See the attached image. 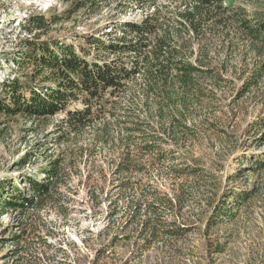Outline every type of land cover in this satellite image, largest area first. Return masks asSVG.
<instances>
[{"label": "trees", "instance_id": "obj_1", "mask_svg": "<svg viewBox=\"0 0 264 264\" xmlns=\"http://www.w3.org/2000/svg\"><path fill=\"white\" fill-rule=\"evenodd\" d=\"M135 1L155 11L141 23L124 24L119 38L83 36L91 48L110 56L87 60L74 44L28 40L26 58L36 69L31 79L40 78L49 85L5 83L6 99L11 102L0 100V114L54 119V142L71 150L70 157L51 161L41 174L23 178L9 195L0 185L2 213L14 210L23 215L33 209L35 216L34 230L30 227L13 236L14 250L1 264L67 263L68 250L48 241L51 234L45 233L48 225L41 215L55 211L66 216L69 209H77L67 202H75L70 193H78L71 186L78 161L86 159L89 166L101 151L115 160L110 178L103 166H89L82 203L92 216L107 200L109 217L124 204L119 232L128 234L134 227L135 253L140 256L157 239L185 237L190 226L160 219L158 208L164 198L154 196L150 202L143 189L139 195H130L137 190L134 178L165 166L176 181L188 183L200 176L201 168L188 165L176 153L197 137L189 116L196 106L210 103L209 98L213 101L222 93L232 104L250 99L264 108V13L259 15L256 9L250 14L248 8L235 7L228 0H178L173 18L162 16L155 0ZM256 124L263 127L264 119ZM249 159L248 171L262 176L264 152ZM20 183L27 188H19ZM117 188L120 194L113 198ZM185 193L182 188L167 195L178 212L187 201ZM251 193L232 188L217 201L209 199L208 228L234 220L238 204L247 202ZM129 235L115 236L112 244L132 239Z\"/></svg>", "mask_w": 264, "mask_h": 264}, {"label": "rangeland", "instance_id": "obj_2", "mask_svg": "<svg viewBox=\"0 0 264 264\" xmlns=\"http://www.w3.org/2000/svg\"><path fill=\"white\" fill-rule=\"evenodd\" d=\"M228 1L235 7L248 8L250 14L256 9L260 10L259 15L264 13V0ZM155 2L159 3L162 16L174 18L178 0ZM147 6L135 0H100L99 3L97 0L93 3L91 0H0V100L11 102L5 95L4 85L8 80H17L23 85H49L40 78L31 79L36 69L26 58L30 51L26 46L28 40L74 44L78 54L87 60L102 59L110 55L91 48L84 37L119 38L124 24L141 23L155 11ZM208 100L210 103L196 106L189 116L197 137H192L184 148L178 146L181 151L176 153L188 165L201 168L200 176L191 177L185 183L184 179L174 180L167 166L155 168L144 176H136L133 182L137 190L130 191L131 196H136L143 189L150 202L154 196L164 198L158 208L160 219L167 224L175 221L190 226L188 234L178 240L157 239L140 256L135 253L138 239L134 227L128 234L119 232L124 222L121 219L124 204L120 205L117 215L109 217L107 200L93 217L91 209L82 203L87 193L85 181L89 166L91 163L103 166L110 178L115 160L101 151L89 161V166L86 159L78 161L71 182L72 189L78 193H70L75 202H67L77 209H69L66 216L55 211L41 215L48 225L45 233L51 234L48 241L55 245L61 243L68 250L65 264H264V172L259 177L248 171L249 158L264 152V126L253 125L264 119V108L250 99L232 104L222 93L215 100ZM53 121L34 120L22 113L0 114V185L5 187L7 195L16 191L23 178L41 174L51 161L70 155L71 149L54 142ZM93 175L92 181L96 184L98 173ZM20 184L19 188H27L24 183ZM182 188L187 201L178 212L168 203L167 195ZM232 188L252 192V196L238 204L234 220L209 229L208 217L212 214L209 199L217 201ZM112 194L113 198L119 195V188ZM228 203H233V199ZM34 217L33 209L22 215L14 210L2 213L0 207V264L14 250L13 236L30 227L34 230ZM128 235L132 239H120L116 245L112 244L115 236Z\"/></svg>", "mask_w": 264, "mask_h": 264}]
</instances>
